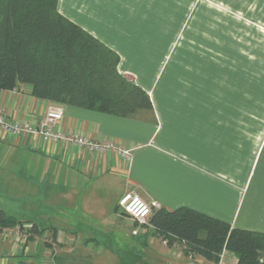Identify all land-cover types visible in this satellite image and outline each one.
I'll list each match as a JSON object with an SVG mask.
<instances>
[{
    "label": "crops",
    "instance_id": "crops-1",
    "mask_svg": "<svg viewBox=\"0 0 264 264\" xmlns=\"http://www.w3.org/2000/svg\"><path fill=\"white\" fill-rule=\"evenodd\" d=\"M62 4L60 0L59 11L66 16ZM69 4L70 10L75 9L78 16H68L73 22L120 54L119 71L149 93L153 110L125 119L64 107L63 129L94 141L112 140L130 150L129 158L113 152L98 154L62 143H46L36 138L0 140L8 146L3 156L9 175L4 178L5 187L12 201L17 202L20 213L26 207L23 200L29 184L37 186L39 198L36 220L6 212L18 220L38 223L40 229L50 233L45 238L53 241L52 248L42 247L37 255L31 246L33 253L23 258L11 255L8 241L0 249V264H75L70 254L79 239L86 252L110 254L111 248L118 245L123 253L134 254L138 247L130 240L140 235L141 244L148 248L147 238L153 235L151 228V231L149 226L139 228V233L134 235L138 226L119 209V202L129 190H134L147 202L159 201L167 211L187 207L233 227L264 233V184L256 185L252 191V185L247 186V183L235 188L216 177L226 178L218 165L201 172V118L197 112L207 105H157L156 95L163 93L160 84L167 78V65L147 81L148 71L136 54L143 44L148 45V51L152 45V41L140 33L139 29L144 27L118 25L117 6L113 7L111 2L69 0ZM108 15L111 16L109 21ZM145 29L150 30V27ZM47 102L33 97L30 86L3 91L0 95V105L12 119L33 123L42 117ZM114 238L119 242L113 244L111 239ZM154 238L162 242L152 252V256H157L152 257L153 264L164 260L190 263L186 257L174 256L175 251L168 248L164 240ZM144 258L139 254L128 257L132 264H142ZM237 262V256L226 251L219 264ZM198 264L215 263L201 257Z\"/></svg>",
    "mask_w": 264,
    "mask_h": 264
},
{
    "label": "rangeland",
    "instance_id": "rangeland-1",
    "mask_svg": "<svg viewBox=\"0 0 264 264\" xmlns=\"http://www.w3.org/2000/svg\"><path fill=\"white\" fill-rule=\"evenodd\" d=\"M102 1L113 7L116 4L118 25L144 27L139 29L141 35L152 41L149 51L146 44L136 50L148 71L147 81L167 65L157 105H207L197 112L201 118V172L218 165L226 178L216 177L235 188L247 183L252 191L264 184V0ZM70 8L69 0H63L66 17L78 18ZM136 34L139 36L138 29ZM7 147L0 142V208L36 220L37 186L28 185L22 213L5 187L4 178L9 175L3 156ZM47 231L29 239L35 255L42 247H53L52 238H45L50 236ZM154 237L151 233L147 238L149 249L141 244V235L131 239L138 247L134 254L123 253L118 245L110 254L86 252L79 239L70 256L75 264H132L128 257L139 254L145 256L142 264H153L152 257L157 256L152 252L162 242ZM8 241L0 233V249ZM164 262L160 264H177ZM194 262L201 263V257L195 256Z\"/></svg>",
    "mask_w": 264,
    "mask_h": 264
},
{
    "label": "trees",
    "instance_id": "trees-1",
    "mask_svg": "<svg viewBox=\"0 0 264 264\" xmlns=\"http://www.w3.org/2000/svg\"><path fill=\"white\" fill-rule=\"evenodd\" d=\"M60 0H0V95L30 86L33 97L61 106L132 119L152 111L149 93L119 71L121 56L59 11ZM43 230L0 209V231ZM153 235L219 264L224 252L237 264H264V233L233 227L196 210L154 211Z\"/></svg>",
    "mask_w": 264,
    "mask_h": 264
},
{
    "label": "built area",
    "instance_id": "built-area-1",
    "mask_svg": "<svg viewBox=\"0 0 264 264\" xmlns=\"http://www.w3.org/2000/svg\"><path fill=\"white\" fill-rule=\"evenodd\" d=\"M64 106L47 102L46 109L38 122L21 121L12 119L4 107L0 105V140L10 137L30 139H41L46 143H62L70 147L85 149L89 152L103 154L108 152L116 153L122 157L129 158L130 150L112 140L101 139L94 141L73 131L63 129ZM120 211L125 214L138 229L133 234L139 233V228L148 227L150 218L154 211L162 209L159 201H145L137 192L129 190L119 202ZM4 240L12 241L11 255L13 257H30L33 253L29 239L31 234L20 227L5 228L0 231ZM164 244L173 249L174 256L178 258L186 257L189 264H194L195 256L174 243L172 246L164 241ZM223 255L221 256V260ZM221 263V261H220Z\"/></svg>",
    "mask_w": 264,
    "mask_h": 264
}]
</instances>
